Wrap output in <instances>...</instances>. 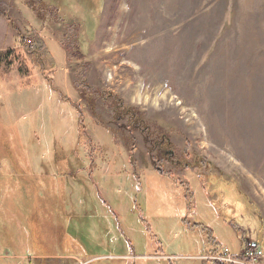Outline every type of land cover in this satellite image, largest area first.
<instances>
[{
  "label": "rangeland",
  "instance_id": "obj_1",
  "mask_svg": "<svg viewBox=\"0 0 264 264\" xmlns=\"http://www.w3.org/2000/svg\"><path fill=\"white\" fill-rule=\"evenodd\" d=\"M226 190L264 248V0H0V264H211Z\"/></svg>",
  "mask_w": 264,
  "mask_h": 264
},
{
  "label": "trees",
  "instance_id": "obj_2",
  "mask_svg": "<svg viewBox=\"0 0 264 264\" xmlns=\"http://www.w3.org/2000/svg\"><path fill=\"white\" fill-rule=\"evenodd\" d=\"M24 1V3H26V5L27 6H31V7H33V3H35V1H39V0H23ZM78 179H81V178H78ZM79 181V180H78ZM81 183V181L79 182V184ZM78 185V184H77ZM224 193H225V196L227 197V199L229 200V203H230V207H231V209H232V213H234V214H237V218H236V220L235 219H233V218H228V220L225 218V217H222V216H224L225 214L224 213H222L221 211V215H220V212L215 208V205H210V207L212 208L213 207V209L214 210H216V212H217V214L220 216V217H222V220H223V222H224V224L226 225V226H228L229 228H231V231H233V233L235 234V236L237 237V239L240 241V247L238 248V250H232V249H230V248H228L227 247V245L226 246H224V243H222L221 242V239L218 237V236H213V234H212V231H211V229L210 228H208V227H206V226H204V225H202V224H198V223H194V224H192L191 222H190V220H189V218L187 219H183V224H184V226L185 227H187L188 229H200V230H202V231H204V234L209 238V241L208 242H210L214 247H217V248H219L218 250L220 251L221 250V248L222 247H226L228 250H229V252L233 255V256H237V255H239L241 252H242V250H243V248H244V246H245V240L243 239L244 238V236H243V233H245V232H243L244 230L242 229V225L240 224L241 223V219L243 218L242 217V215L239 213V212H236L235 213V211L236 210H234V205L236 204V203H238V205H240L241 206V203H239L240 201L237 199V197H236V195H234L233 194V192H230L229 190H226V191H224ZM235 193V192H234ZM241 208V210H242V208H244V205L242 204V207H240ZM210 209V208H209ZM194 210L195 209H193V212H194ZM245 208H244V213L243 214H245ZM194 214V213H193ZM243 216H245V215H243ZM211 217V215L209 214L208 216H207V220L206 221H208V219ZM229 220H231V221H229ZM234 221V222H233ZM244 228V227H243ZM154 237V236H153ZM157 237H154V239H156ZM214 249V248H213ZM219 251H218V253H219ZM212 254H217V252H213L212 251ZM219 264H223V263H219Z\"/></svg>",
  "mask_w": 264,
  "mask_h": 264
},
{
  "label": "built area",
  "instance_id": "obj_3",
  "mask_svg": "<svg viewBox=\"0 0 264 264\" xmlns=\"http://www.w3.org/2000/svg\"><path fill=\"white\" fill-rule=\"evenodd\" d=\"M201 260L211 264H264V248L256 241H246L242 252L237 256L222 247L219 253L206 255Z\"/></svg>",
  "mask_w": 264,
  "mask_h": 264
},
{
  "label": "flooded vegetation",
  "instance_id": "obj_4",
  "mask_svg": "<svg viewBox=\"0 0 264 264\" xmlns=\"http://www.w3.org/2000/svg\"><path fill=\"white\" fill-rule=\"evenodd\" d=\"M164 143H165V140H163V142L161 143V145H159L157 148H156V152H161L162 153V148L164 147ZM160 153V154H161ZM167 154H169V152H167ZM173 156V154L171 155V157ZM160 170V169H159Z\"/></svg>",
  "mask_w": 264,
  "mask_h": 264
},
{
  "label": "crops",
  "instance_id": "obj_5",
  "mask_svg": "<svg viewBox=\"0 0 264 264\" xmlns=\"http://www.w3.org/2000/svg\"><path fill=\"white\" fill-rule=\"evenodd\" d=\"M214 250H216V249H214ZM208 255H209V254H208ZM205 256H206V255H204L203 257H205ZM161 258H166V256H164V257L162 256ZM115 259H117V258H115Z\"/></svg>",
  "mask_w": 264,
  "mask_h": 264
}]
</instances>
